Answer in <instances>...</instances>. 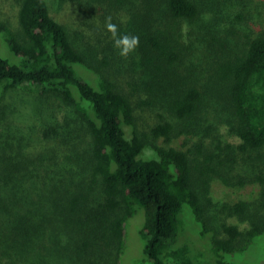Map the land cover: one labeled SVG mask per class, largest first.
<instances>
[{"label": "trees", "instance_id": "obj_1", "mask_svg": "<svg viewBox=\"0 0 264 264\" xmlns=\"http://www.w3.org/2000/svg\"><path fill=\"white\" fill-rule=\"evenodd\" d=\"M67 1L54 16L48 0H0L20 58L0 54V102L27 89L70 110L38 132L0 110V264H119L137 207L141 264H191L175 241L188 208L215 260L245 251L264 232V17L249 27L264 0ZM109 15L140 37L127 58ZM214 179L253 195L215 202Z\"/></svg>", "mask_w": 264, "mask_h": 264}, {"label": "rangeland", "instance_id": "obj_2", "mask_svg": "<svg viewBox=\"0 0 264 264\" xmlns=\"http://www.w3.org/2000/svg\"><path fill=\"white\" fill-rule=\"evenodd\" d=\"M51 14L64 15L69 12V2L67 0H48ZM263 3V2H262ZM261 2L256 7H252L249 11L253 18L250 21L251 29H261L260 19L264 17V3ZM258 10L263 15L258 14ZM186 31V25L184 24ZM0 54L9 58L12 62L19 63L20 58L15 55L9 48L7 42L0 34ZM76 71L92 85H95V75L89 69L80 64L74 65ZM6 107L7 116L1 119L10 121V124L25 126H35L36 132L41 130L46 124L51 122H61L66 115H70L68 106L60 102L58 99L50 98L46 100L38 93L29 92L27 89H18L8 92L3 102H0V110ZM72 115V114H71ZM212 120V119H211ZM44 123H46L44 125ZM44 125V126H43ZM43 126V127H42ZM42 127V128H41ZM201 133L203 132L200 128ZM220 133L224 134V138L229 141H236V137L229 134L225 126L220 127ZM212 140L209 138L207 141ZM144 154L153 156V152L145 149ZM254 186L230 189L223 186L219 180L211 182V196L215 202L222 200H234L237 198H248L253 194ZM181 228H179L175 237L176 244L187 250V256L191 260V264H264V232L256 236L250 246L242 252L234 254H223L220 257L219 263L215 260V256L209 251L208 238H201L198 233V224L194 221L193 214L188 208V211L181 213ZM231 222L239 223L245 226V222L238 221L237 218L231 217ZM143 223V210L140 207L136 208L134 214L126 221L124 247L120 253L119 264H141L143 257L142 249L144 239L141 236L140 230ZM172 246V245H171Z\"/></svg>", "mask_w": 264, "mask_h": 264}, {"label": "clouds", "instance_id": "obj_3", "mask_svg": "<svg viewBox=\"0 0 264 264\" xmlns=\"http://www.w3.org/2000/svg\"><path fill=\"white\" fill-rule=\"evenodd\" d=\"M105 28L111 34L113 47L118 49L121 57L127 58L139 47L140 37L130 33H120L119 26L113 22L112 16L105 17Z\"/></svg>", "mask_w": 264, "mask_h": 264}]
</instances>
